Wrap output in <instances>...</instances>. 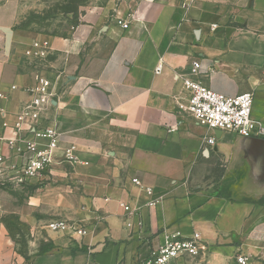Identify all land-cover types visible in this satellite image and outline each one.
Returning <instances> with one entry per match:
<instances>
[{"label": "crops", "instance_id": "1", "mask_svg": "<svg viewBox=\"0 0 264 264\" xmlns=\"http://www.w3.org/2000/svg\"><path fill=\"white\" fill-rule=\"evenodd\" d=\"M31 1L37 0L0 2V132L1 109L13 124L29 99L23 87L33 82V74L23 71L22 60L31 41L20 40L16 27ZM102 1L92 0L68 36L40 38L50 42L52 53L61 52L62 62L53 66L68 76L54 110L74 104L114 119L100 136L95 120L66 131L59 118L64 144L75 143L81 161L53 165L22 186L40 189L33 201L43 213L22 220L35 232L43 225L50 245L43 252L32 248L19 262L142 264L166 235L194 232L209 251L175 264H236L239 253L263 255L264 137L200 125L186 109L184 79L201 80L227 96L253 92V117L264 123V0H123L120 6ZM120 19L129 26L120 25ZM101 40L112 47L100 67L86 66L90 56L80 67L72 50ZM194 61L201 65L197 73ZM216 160L223 167L220 180L192 187L195 169ZM215 183L224 185L221 193L211 192ZM152 198L160 201L150 206ZM53 219L81 222L87 234L50 231L46 224ZM14 254L0 228V262L10 263Z\"/></svg>", "mask_w": 264, "mask_h": 264}, {"label": "built area", "instance_id": "2", "mask_svg": "<svg viewBox=\"0 0 264 264\" xmlns=\"http://www.w3.org/2000/svg\"><path fill=\"white\" fill-rule=\"evenodd\" d=\"M124 28L129 23L119 20ZM52 53L47 39H34L24 51L23 64L31 68L33 82L23 87L29 95L14 115V122L8 121L9 112L1 109L5 119L0 132V176L9 177L17 186L41 178L53 165L68 161L77 164L75 143H64V132L55 118L54 108L65 92L68 76L64 71L53 66L48 59ZM162 66L158 67L160 71ZM201 68L199 61H194L193 70ZM184 87L188 91L187 111L203 126L216 131L232 132L241 137H264V123L253 117L255 102L251 91L227 96L207 87L201 80L185 78ZM13 85L12 89H17ZM0 97H4L0 94ZM9 131V133H8ZM208 143L213 145L215 138ZM133 181L142 186L147 194L153 195L152 187L142 185L138 179ZM160 198H152L149 205H156ZM126 207L125 203H121ZM53 232L67 233L71 237H84L87 228L83 223L67 219H53L46 224ZM209 251L199 232L183 236L181 233L168 234L164 242L152 253L141 260L142 264H175L179 259H194L204 256ZM236 264H264V254L252 256L239 253L235 256ZM92 264V263H88Z\"/></svg>", "mask_w": 264, "mask_h": 264}, {"label": "rangeland", "instance_id": "3", "mask_svg": "<svg viewBox=\"0 0 264 264\" xmlns=\"http://www.w3.org/2000/svg\"><path fill=\"white\" fill-rule=\"evenodd\" d=\"M2 1L5 0H0V2ZM102 2L105 1L103 0ZM113 2L117 6L118 4L120 6L123 0H114ZM91 4L92 0L31 1L27 14L22 17L16 27L18 38L32 42L37 38L66 37L80 23L81 15ZM94 47L89 42L78 50H72L71 53L73 56H80V67L85 65L88 61L87 57L90 56L91 62H87L86 66L92 71L97 70L100 67L101 61L111 49L112 42L101 40ZM60 53H51L48 59L53 63H60L63 60L60 57ZM72 55L70 61H73ZM23 62L24 60H22L23 71L31 72V68L25 66ZM55 118L58 121L61 118L63 128L66 131L74 130L79 126H85L90 120H95L100 124L94 129V132L100 136L106 135V132H108V124L114 119L111 115L92 114L79 110L74 104L63 107L59 112L55 111ZM221 165V162L216 160L208 163L205 169L201 167L196 168L195 172L198 175L191 177L190 185L192 187L200 186L205 188L211 185L210 181L214 180L217 182L220 180V174L223 171ZM203 170L211 174L205 176L199 175ZM223 186L215 183L211 192L221 193L220 188ZM37 191H40V189L20 187L13 183L9 177L0 176V228L6 231L10 244L15 251L13 259L8 264H21L18 259L29 258V254L32 253L31 249L34 247L42 252L49 249L50 241L46 239L48 232L42 228L43 225L38 226L35 232L31 225L25 222V220H22L23 216L31 215L32 213H43L42 210H36L34 208L33 194ZM48 219L47 217L45 221ZM43 223H45L44 220L40 224Z\"/></svg>", "mask_w": 264, "mask_h": 264}]
</instances>
